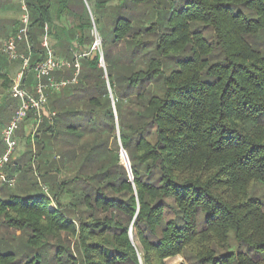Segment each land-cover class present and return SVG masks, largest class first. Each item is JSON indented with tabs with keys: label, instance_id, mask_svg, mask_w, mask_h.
<instances>
[{
	"label": "trees",
	"instance_id": "1",
	"mask_svg": "<svg viewBox=\"0 0 264 264\" xmlns=\"http://www.w3.org/2000/svg\"><path fill=\"white\" fill-rule=\"evenodd\" d=\"M104 1L55 0L52 11L27 0L28 72L44 58L45 23L53 51L90 55L63 98L48 96L37 190L0 192V264H264V210L250 195L264 184V0H167L157 16L144 6L158 0H134L112 20L116 56L101 39L106 79L91 50ZM56 108L81 123L66 126L69 141L53 138ZM55 143L78 161L68 178L50 162Z\"/></svg>",
	"mask_w": 264,
	"mask_h": 264
},
{
	"label": "rangeland",
	"instance_id": "2",
	"mask_svg": "<svg viewBox=\"0 0 264 264\" xmlns=\"http://www.w3.org/2000/svg\"><path fill=\"white\" fill-rule=\"evenodd\" d=\"M159 4L151 3V4H146L144 7L146 9H151L152 7L155 8V16L159 14L160 11L162 10H167L170 9V6H173L172 4L168 3L167 0H158ZM84 4L87 8V11L90 13V8L84 1ZM134 0H106L102 4V6H98L97 10L95 9V15L97 17V28L100 33V36L97 34V42H94V45L92 46L91 50H101V39L104 40V47L103 50L104 52H109L112 51V54L116 56L117 51L120 50V47L113 48L111 42L113 39V35L111 33V28H112V20L117 14V12H121L122 14H125V12L133 8ZM52 11L56 10V5H55V0H52ZM91 9L94 10L93 4L90 5ZM139 10V9H138ZM160 10V11H159ZM17 12H13L17 17V22L20 17V7L19 9L17 8ZM120 13V14H121ZM153 13V16H154ZM152 18V17H150ZM61 24H64L61 22ZM92 35L96 36L94 31H91ZM101 37V38H100ZM5 39V37H2L0 39V64L1 68V74H9L8 73H3V70L6 69V66L12 67L14 69L11 71V74H15L17 70L20 69L21 67V62L19 60L11 61L6 58V56L2 53L1 51V43ZM100 41V43H99ZM20 47V46H19ZM20 53H23L19 50ZM54 55L56 58H62L66 59L69 62H71L74 59H78L80 69H81V58L82 57H88L90 54L86 53L83 55H79L78 53H73L71 56L67 54L66 49H55ZM100 64L104 65V61H101V63H98V66L100 67ZM109 65V62H108ZM102 68V67H100ZM103 69V68H102ZM106 71V69H105ZM62 74H71L72 75V70L70 69H63L61 71ZM104 72V71H103ZM111 73V70H110ZM10 76L12 77L13 75ZM27 76H29V81L27 86L30 88H34L36 84V79L34 77L33 73H29ZM105 79L107 78L106 72L104 73ZM67 79V77H64ZM70 78V77H69ZM43 83L47 82L46 78L42 79ZM70 86H72L70 84ZM68 86V87H70ZM108 90L110 89L109 84L107 83ZM4 86L1 84L0 80V158L6 153L7 150V145L4 141V136H3V131L5 128L10 124L12 117L14 113L16 112L17 108L19 107V100L18 99H13L9 95V86L6 88H3ZM32 89H28L29 91L33 92ZM69 89H63L60 92H51V90H45V93L47 96L51 97V100L54 99H59L63 98ZM54 94V95H53ZM83 99L84 98H79L75 102H72L70 104L73 109H81L83 106ZM71 101H73L71 99ZM49 105L45 106V110ZM61 109L56 108V111L58 113V118H57V134H53V138L59 139L60 137H63L66 141H69L70 136L66 132V126L69 124H75V125H80L79 119H70L68 117H61ZM55 111V112H56ZM12 114V115H11ZM51 121V120H50ZM70 122V123H69ZM33 123V119H27L25 118L23 121H20L16 123L15 129H14V136L13 138L16 141V147L11 154V156L8 159V162H5V166L3 168H0V173L4 175L5 180L0 179V192L4 191L5 193L12 192L14 194H24L26 191L28 192H34L37 190V185L35 186V183L39 180L38 173L36 171V167L39 165V156H38V148H37V139L34 137V135L31 134V124ZM41 133V132H40ZM38 134V132H37ZM39 135V134H38ZM41 136V135H40ZM59 137V138H56ZM73 147V148H72ZM71 148L76 150L77 154H82L86 148V143L84 141H80L79 143L75 145H71ZM124 150H120V156L121 152ZM125 152V151H124ZM123 153V152H122ZM126 153V152H125ZM48 155L50 156V162L52 164L54 163L57 167V169L60 170V176L59 179L63 178H68L69 176L72 175L73 171L77 169L78 166V161L75 160L72 161L68 156V146L65 144L62 146H57L55 143L54 147L48 151ZM127 155V154H126ZM122 161V157H121ZM123 163V161H122ZM22 177L25 178L27 186L26 188L20 184V181ZM13 180V182H11ZM10 181V182H7ZM41 181V187L43 191H47V194L49 191L43 186V181ZM43 183V184H42ZM25 195V194H24ZM250 195L256 199H258L261 202V208L264 210V184L262 183H256L253 185ZM69 197L68 196H63V200H67ZM50 209H53L54 206L51 205L49 207ZM131 231V229H130ZM1 234H4V232H1ZM133 240V237H132ZM15 250V248H13ZM16 252V251H15ZM186 259L185 257L182 256H175L172 258H168L166 260V264H186Z\"/></svg>",
	"mask_w": 264,
	"mask_h": 264
},
{
	"label": "built area",
	"instance_id": "3",
	"mask_svg": "<svg viewBox=\"0 0 264 264\" xmlns=\"http://www.w3.org/2000/svg\"><path fill=\"white\" fill-rule=\"evenodd\" d=\"M16 1L20 7L18 26L12 35L2 41L1 51L9 60H19L21 62V67L12 78L9 88L10 96L13 99H18L20 104L12 116L10 124L2 132L4 141L7 145V150L0 158V168L5 166V162H8L9 157L16 147V141L13 138L16 123L23 121L27 118L29 113H32L33 123L31 124V134L34 136L37 135L38 127L43 121L44 116H54V113H47L45 110V106L48 103V96L45 93V90L58 92L66 86L76 83L80 72V65L77 58L69 62L66 59L55 57L53 49L50 45L49 25L45 23L43 25L42 36L40 39V44L44 52V58L41 61H38L32 68L36 84L33 88V92L28 90L23 81L29 71L30 53H20L19 46L24 45L28 51L31 48L29 40L30 15L27 7V0ZM95 34V42H97V33ZM63 69L72 70L70 78L66 79L62 77L57 80L52 76L54 72L61 71ZM43 78L47 79L46 83L42 82ZM0 179L5 180L4 175L1 173ZM11 182H13V180Z\"/></svg>",
	"mask_w": 264,
	"mask_h": 264
},
{
	"label": "crops",
	"instance_id": "4",
	"mask_svg": "<svg viewBox=\"0 0 264 264\" xmlns=\"http://www.w3.org/2000/svg\"><path fill=\"white\" fill-rule=\"evenodd\" d=\"M17 8L19 9V4L17 3L16 0H0V39L2 37L7 38L8 36H10L13 33V29L15 28V25L17 23V18H16L17 16L15 14H13V12H17L16 11ZM61 22L64 23V24L58 23L59 26L67 25V21H65V20L64 21L62 20ZM39 36H40L39 37V41H40L42 33H40ZM50 40H51V42H53L52 38H50ZM61 49H65V48L62 47ZM0 64L2 65V63H0ZM1 68L2 67H0V72H1ZM13 70L14 69H12V67L6 66V69L3 70V73H8L9 72V74H5V75H7V77L10 80H12V78L19 71V70H17L15 72V74L13 75V74H11V71H13ZM28 73H31V72H28ZM10 74L13 75V76L11 77ZM28 81H29V76H27L26 79H25V86L28 89H32L33 87L30 88V87L27 86ZM1 84H2V80H1ZM3 88H5V87H3ZM9 88H10V86H9ZM6 91H7V89H6Z\"/></svg>",
	"mask_w": 264,
	"mask_h": 264
},
{
	"label": "water",
	"instance_id": "5",
	"mask_svg": "<svg viewBox=\"0 0 264 264\" xmlns=\"http://www.w3.org/2000/svg\"><path fill=\"white\" fill-rule=\"evenodd\" d=\"M93 31H95V33H97V31L95 29V26H93ZM99 43H100V41H99ZM97 51H98V55H99V63H101V61H103L102 52L99 49ZM100 67L103 68V71L105 73L106 71H105L104 65L103 64H100ZM108 91L110 92V89ZM125 155H126V153H125ZM126 158H127V164H126V162H123V164L127 168L128 172L130 174V164H129V160H128L127 155H126ZM130 239L132 240L131 231H130Z\"/></svg>",
	"mask_w": 264,
	"mask_h": 264
}]
</instances>
